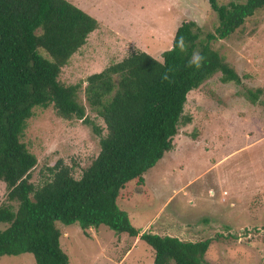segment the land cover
<instances>
[{
    "label": "trees",
    "instance_id": "1",
    "mask_svg": "<svg viewBox=\"0 0 264 264\" xmlns=\"http://www.w3.org/2000/svg\"><path fill=\"white\" fill-rule=\"evenodd\" d=\"M208 2L218 17L214 32L184 21L161 60L135 50L87 78L86 100L105 124V131L94 127L100 152L80 179L59 161L36 186L31 173L38 159L22 141L27 123L34 108L50 106L63 119L90 123L78 99L82 86L59 78L100 22L69 0H0V182L8 192L0 206V224L7 225L0 230V257L32 254L36 264H70L57 223L78 222L87 237L101 225L140 236L154 250V264H206L211 239L142 232L118 201L130 199L125 190L133 182L145 188V174L174 150L180 126L192 123L185 115L192 91L218 73L224 83H242L213 44L264 10V0ZM195 52L204 57L199 68L189 65ZM257 97L250 91L251 100Z\"/></svg>",
    "mask_w": 264,
    "mask_h": 264
},
{
    "label": "rangeland",
    "instance_id": "2",
    "mask_svg": "<svg viewBox=\"0 0 264 264\" xmlns=\"http://www.w3.org/2000/svg\"><path fill=\"white\" fill-rule=\"evenodd\" d=\"M69 1L100 22L59 78L65 85L82 86L78 99L90 123L63 119L53 106L34 108L22 141L38 159L31 173L36 186L52 177L50 169L59 161L80 179L100 152L94 127L105 131V124L86 100L90 75L135 50L161 60L184 21H195L204 33L218 26L208 0ZM231 1L246 2L218 3ZM213 47L242 83H224L218 73L192 91L185 106L192 123L180 126L174 150L145 174V188L131 183L125 190L130 199L118 205L142 232L191 242L211 239L206 264H264V10ZM7 193L0 182V206L8 203ZM57 226L70 264H154V250L140 236L101 225L87 237L78 222ZM6 227L0 224V230ZM0 264L36 261L32 254L6 255Z\"/></svg>",
    "mask_w": 264,
    "mask_h": 264
},
{
    "label": "clouds",
    "instance_id": "3",
    "mask_svg": "<svg viewBox=\"0 0 264 264\" xmlns=\"http://www.w3.org/2000/svg\"><path fill=\"white\" fill-rule=\"evenodd\" d=\"M204 57L201 56L198 52L193 53L191 59L189 60V65H194L195 67H201ZM165 79L167 77H164Z\"/></svg>",
    "mask_w": 264,
    "mask_h": 264
},
{
    "label": "crops",
    "instance_id": "4",
    "mask_svg": "<svg viewBox=\"0 0 264 264\" xmlns=\"http://www.w3.org/2000/svg\"><path fill=\"white\" fill-rule=\"evenodd\" d=\"M169 236H173V235H169ZM179 238V237H178Z\"/></svg>",
    "mask_w": 264,
    "mask_h": 264
}]
</instances>
